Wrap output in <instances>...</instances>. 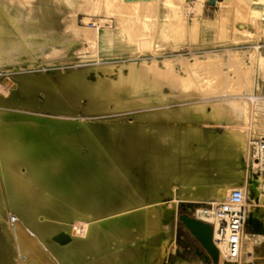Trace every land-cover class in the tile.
<instances>
[{
	"label": "rangeland",
	"instance_id": "374dc122",
	"mask_svg": "<svg viewBox=\"0 0 264 264\" xmlns=\"http://www.w3.org/2000/svg\"><path fill=\"white\" fill-rule=\"evenodd\" d=\"M163 1L167 4H162V0H104V7H97L94 10L84 9L90 14H95L96 18L103 17L102 15L113 17L117 22L116 28L119 27V19H127V34L129 36L138 34L143 41L140 49L141 55L132 60L123 56H110L100 58L99 63L93 64L91 58L93 50L96 53V45L89 35L93 31L88 25L90 18H84L80 23L86 29L83 42L87 44V47L84 48L86 52L79 55H76V52L71 54L69 50L66 56V52L52 49L50 54L44 58L41 50V52H36L37 55L39 53L36 58L41 60L30 61V58H34L33 47L28 48L27 44L22 41L17 45L18 41L15 40L12 41L13 44L15 42L14 46L8 48L4 47V40L1 39L0 52L1 48H5L7 53L4 55L0 53V127L13 114L26 120H32L34 117L66 118L65 121L68 122L81 120L88 126L98 129L101 135L115 139L118 142L113 146L115 152L122 151L119 143L122 141L121 143L124 144L126 140L125 135L118 128L127 127L133 136L143 137L147 139L146 141L159 139L168 143L176 137L186 139L184 150L189 151L191 145L193 148L191 153L193 150L196 151L194 146L199 139L210 131L223 135L227 133L226 131L238 128L247 136L248 151L251 138H264V0ZM162 5L177 6L182 10L192 9L197 14H202L205 6L216 10L223 7L234 8L237 26H234L232 30V41L210 50L209 48H197L192 51L181 49L177 55H184L185 61L181 60L178 63L163 61V68L160 67L156 60H151V56L158 50L154 47L153 25H155V20L145 16V22L137 27L131 21L134 17L139 20V15L127 13H137L144 7L157 9ZM258 9L261 12H258V19H255L253 15ZM130 27L133 29L130 30ZM185 32V25L178 24L165 31L163 36L165 41H168V34L173 33L182 40ZM227 33L231 32L227 31ZM134 40L132 39L133 42ZM116 48L117 50L122 49V47ZM232 49L236 51L230 52L229 50ZM98 81H102L103 84ZM160 85L176 86L183 90H205L208 92L207 96H212L215 92L240 93L230 97L253 98L255 100H248V106H254L250 107L249 111L252 112L243 122L232 118L235 108L226 109L227 104L224 103L221 104L219 111H214L208 104L199 105L196 110L190 109L192 107L187 105H180L177 110L173 111L163 110L162 105L149 104L155 99V96L149 92ZM247 92L251 95L244 94ZM202 107H205V110ZM138 125H141L139 130H137ZM211 148L213 149V146ZM4 150L5 146H0V188L2 189L0 192L3 194L2 196L0 194V205L8 209L10 202L3 191L5 184L2 177L3 171L7 168L6 155L8 153L6 152L8 151ZM206 150L208 152L209 149L203 151ZM124 151L125 148L122 152L125 153ZM143 167L146 170L149 169L148 161L144 162ZM172 170L173 168L168 169V173ZM221 170L225 172V176L231 168L222 167ZM131 172L136 174L135 168H132ZM231 177L225 178V187L228 189L225 198L231 189L240 187L247 194L246 207L250 209L256 206V201L250 193L249 180L251 177L258 179L259 175L246 165L244 177L241 180L239 178L234 180V177ZM262 178L264 179V176ZM174 179L171 177L169 180H163L162 188L156 194L153 184H148L149 189L145 193L147 200L164 199L161 201L160 209V224L163 230L157 234L147 233L145 230L147 217L144 216L140 222L143 232H137V234L136 227H134L135 231L132 230L138 242L134 245L133 255L128 258L127 264H214L201 244L179 220V215L188 213L201 219L197 212L199 205L213 209L225 198L218 199L215 189L185 193L181 191ZM75 217L72 220L75 223L72 225H77L81 220V217ZM247 233L255 235L256 232L253 233L247 225L244 228L241 263L255 264L254 253L264 252V243L258 240L256 244H253V254L248 253V243L244 239ZM113 235L111 234L112 237L107 236V245L115 243ZM57 252L68 264H89L91 262V258L86 257L88 253L84 257L80 256L82 258L74 256V259L72 254L61 249ZM15 255L18 264H23L26 260L33 258L32 250L26 249L18 242H16Z\"/></svg>",
	"mask_w": 264,
	"mask_h": 264
},
{
	"label": "bare ground",
	"instance_id": "6f19581e",
	"mask_svg": "<svg viewBox=\"0 0 264 264\" xmlns=\"http://www.w3.org/2000/svg\"><path fill=\"white\" fill-rule=\"evenodd\" d=\"M255 12L256 19L261 11ZM252 99L226 102V109L235 108L232 118L246 121L252 112L250 107L254 106H248ZM209 104L219 111L222 100ZM65 120H26L13 114L0 127V146L8 151L4 150L8 155L5 154L3 191L10 202L8 209L0 205V264H18L16 242L33 252V258L23 264H68L58 249L73 258L88 253L89 264H127L138 242L132 230L136 227V233L143 232L140 222L144 216L147 233L163 230L160 209L164 199L147 200L148 184H153L156 194L163 180L174 177L185 193L215 189L218 199H224L228 190L225 178L241 180L246 165L252 168L247 136L238 128L223 135L210 131L199 139L194 146L196 151L191 153V145L189 151L184 150L186 139L176 137L168 143L159 139L146 141L133 136L127 127H119L126 137L124 144L119 143L122 151L125 148L123 153L113 150L118 143L115 139L101 135L95 127L81 120ZM140 128L138 125L137 130ZM145 161L148 170L143 167ZM222 167L231 170L224 176ZM132 168L136 174L131 172ZM170 168L173 170L168 173ZM259 177L249 180L250 193L256 201V206L247 208V226L256 232L244 235L250 254L254 243H264V179ZM246 195L245 192V198ZM197 212L201 219L214 220L213 209L199 205ZM75 216L81 217L76 226L72 225ZM111 234L115 243L107 245V236Z\"/></svg>",
	"mask_w": 264,
	"mask_h": 264
},
{
	"label": "crops",
	"instance_id": "0c3cea01",
	"mask_svg": "<svg viewBox=\"0 0 264 264\" xmlns=\"http://www.w3.org/2000/svg\"><path fill=\"white\" fill-rule=\"evenodd\" d=\"M162 2V4H167L163 0ZM104 5V0H0V40L3 39L4 47L8 48L14 46L15 42L13 44L12 41L15 40L18 41L17 45L22 41L27 44L28 48L33 47L34 58H30V61H40V58H36L39 56V53L37 55L36 52H41V50L44 58L50 54L52 49L66 52V56H68L69 50V53L76 52V55H79L85 53L84 48L87 47V44L83 42L86 29L80 25L83 22L82 19L90 18V21L92 19H111L112 26H105L99 30L92 28L93 31L89 33L96 45V53L93 50L91 62L99 63L100 58L110 56H123L129 60L138 58L141 55L140 49L143 41L138 34L130 36L127 34V19H119V27L116 28L117 22L113 17L102 15L103 17L96 18L95 14L84 11V9L94 10L97 7H104ZM127 14L139 15V20L134 17L131 21L137 27L145 22V16L155 20V25H153L154 47L158 50L151 56V60H156L162 68L163 61L166 60L175 63L181 60L185 61L184 55H177L181 49L192 51L197 48H209L210 50L221 44L229 43L232 41V30L234 26H237L235 9L229 7L216 10L205 6L202 9V14H197L192 9L182 10L177 6L162 5L157 9L144 7L137 13L129 12ZM178 24H183L186 27L184 39L181 40L175 34L170 33L168 34L169 40L165 41L164 32ZM227 31L231 33H227ZM132 39H135L134 42ZM6 42L8 43L6 44ZM116 47H122L121 51ZM1 50V54L7 53L5 48H1ZM229 51L233 53L236 49ZM207 93L205 90H183L176 86L164 87L160 85L149 92L155 96V99L149 104L165 106H161L163 110H177L180 105H187L192 107L190 109L196 110L199 105H210L209 103L220 102V100L226 104V102L235 100L230 96L240 94L215 92L212 96H207ZM254 256L255 264H264V252L257 251Z\"/></svg>",
	"mask_w": 264,
	"mask_h": 264
},
{
	"label": "built area",
	"instance_id": "2783aa9c",
	"mask_svg": "<svg viewBox=\"0 0 264 264\" xmlns=\"http://www.w3.org/2000/svg\"><path fill=\"white\" fill-rule=\"evenodd\" d=\"M88 25L99 30L112 26V20L92 19ZM248 147L251 167L256 174L264 176V138H251ZM246 201L245 191L235 187L225 200L214 206V220H207L213 226V241L219 250L218 264H242L241 242L247 225Z\"/></svg>",
	"mask_w": 264,
	"mask_h": 264
},
{
	"label": "water",
	"instance_id": "95a60500",
	"mask_svg": "<svg viewBox=\"0 0 264 264\" xmlns=\"http://www.w3.org/2000/svg\"><path fill=\"white\" fill-rule=\"evenodd\" d=\"M179 220L201 244L212 262L214 264H218L219 250L213 241V226L209 222L198 217L191 216L188 213L180 214Z\"/></svg>",
	"mask_w": 264,
	"mask_h": 264
}]
</instances>
